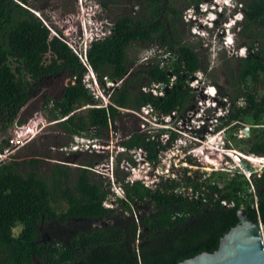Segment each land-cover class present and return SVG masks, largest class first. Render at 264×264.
Returning a JSON list of instances; mask_svg holds the SVG:
<instances>
[{
  "label": "trees",
  "instance_id": "obj_1",
  "mask_svg": "<svg viewBox=\"0 0 264 264\" xmlns=\"http://www.w3.org/2000/svg\"><path fill=\"white\" fill-rule=\"evenodd\" d=\"M207 1L189 0L187 6L198 7ZM242 4L245 19L239 35L245 38L248 54L238 57V68L229 72L234 93L223 92L229 112L220 118L219 129L240 131L249 125L251 135L238 139L239 147L258 160L264 158V96L253 86L261 84L264 77V0H242ZM142 5L145 17L123 15L115 19L111 34L87 51L88 63L99 79L125 81L111 97L113 104L99 107L83 85L89 67L70 45L53 35L27 7L0 0V154L11 146L2 132L25 121L26 116L20 120V112L46 84L43 81L48 72L63 71L74 81L60 100L53 98L52 109L54 116L65 118L63 127L73 136L87 135L93 129L100 139L122 116V109L137 111L150 105L157 113L170 115L187 108L195 96L187 81L206 70V65L197 49L183 42V9L170 0H142ZM159 26H164L167 43L182 62L174 61L172 67L164 68L152 65L145 71L148 85L162 91L163 96L142 91L141 76H125L126 68L111 59L126 34ZM47 52L51 53L50 69L43 60ZM86 103L95 106L76 112ZM165 131L151 135L133 131L122 145L126 151L141 149L147 161L155 164L159 151L170 145L161 141ZM192 159L187 158V162L191 164ZM41 161L33 157L0 163V264H181L202 252H215L221 238L238 224L242 208L264 223V173L251 174L252 180L239 171L226 177L214 176L221 171L208 176L196 172L199 175L194 178L183 168V179L163 177L153 189L117 173L124 196L105 207L111 191L105 181L95 180L88 168H80L74 180L69 165L40 167ZM23 164L30 166L27 173L22 171ZM181 187L190 194L178 193ZM73 220L84 224L68 239L53 234L48 238L41 231L52 221L70 226ZM17 224H22V229L14 235Z\"/></svg>",
  "mask_w": 264,
  "mask_h": 264
},
{
  "label": "rangeland",
  "instance_id": "obj_2",
  "mask_svg": "<svg viewBox=\"0 0 264 264\" xmlns=\"http://www.w3.org/2000/svg\"><path fill=\"white\" fill-rule=\"evenodd\" d=\"M12 1L24 6L22 0ZM170 1L183 9V20L181 21L180 29L184 44L194 46L197 49V53L202 57L203 63L206 65V70H201L187 81L190 87H192L195 96L190 100L187 108L173 120L174 123L172 126L174 127L175 122L179 125L180 118H182L181 115L184 117L188 116L185 119V121L187 120L185 125L182 126V131H190L188 127L192 123L191 119L196 117L197 112L199 115H211L213 112L219 111V109L223 108V92L228 91L232 94L234 93L229 86V72H231L232 68H238L237 58L247 56L248 51L244 53L241 50L245 48L243 44L245 38L239 34L237 35L233 31L228 33L223 28L225 22L231 20V17L236 14L235 11L233 12L230 9L226 14L225 10L220 19L217 20L215 28H212L208 24L201 25V20H205L204 22H209V24H211V21L208 19L207 14L202 15L201 19H199L200 16L197 14V7L187 6L189 0ZM235 1H241L239 3L240 8L242 0ZM104 3H107L108 6H104ZM25 6L40 18L51 30L53 35H58L64 39L75 54L80 56L79 58L82 62L86 60L85 56H87L83 52V49L86 48L88 51L93 45V39L90 36L94 38V35L102 37L108 34L109 30L112 31L115 25V19L123 15H132L136 19L146 16L142 0H89L86 2L82 0H28ZM98 12H102L100 16L97 15ZM94 14L96 18H93ZM204 26L208 27L209 31H206ZM164 31V26H159L147 32L128 33L117 44L111 54V59L115 64H120L126 68L127 72L125 76L131 77L136 74H138L137 78L141 76V81L145 85L142 88L144 92L145 89L147 92H158L155 86L148 85V78L145 76V71L150 64H160L161 62H165L166 64L167 62L166 65L172 67L175 61L176 54L167 43L168 40L164 36L166 35ZM233 37L234 44L230 45V47L226 46V42L228 44L232 43ZM50 55L51 53L47 52L43 58L48 69L52 66ZM228 60L231 61L230 65ZM49 73L46 74V78L43 81V84H46L41 87L38 93L33 95L30 102L20 112V120L26 116L25 121L21 124L17 123L15 127L2 132V138L10 140L11 146L8 151H5L4 155L6 156L3 157L1 156L3 154H0V163L11 160H17L19 162L37 157L42 160L40 167L42 165L44 167L47 165L51 167L58 163L69 165V168L73 171L72 176L74 180L79 174L80 168H88L92 177L95 180L105 181L106 188L111 191V199L104 203L105 207L112 206L116 197L124 196V190L116 180L117 173L120 176L127 175V180L134 173L144 176L147 171L149 172L148 175L166 174L165 177H168L167 169H169V175L171 177H174V175L184 177L183 168L189 171L188 176H194V178H197L199 174H202V176L203 174L206 176L213 174L216 169H219L221 174H214L215 177H226L227 174L232 175V173L239 171L252 180L251 174L257 173L258 176H261L264 173V158H256L258 160L252 159L249 155L242 152L239 147L242 145L238 139L241 137L248 138L251 135L249 125L244 126L240 131H233L231 129L226 131L227 139L230 141L233 150H231L233 157L229 161L224 160L226 157L223 156L221 157L222 160L220 159L221 161L216 160V157L221 155L215 154L211 145L210 147L213 151H208V148H210L209 143L194 142L192 147L189 146L192 150L194 149L193 154L203 151L201 148L204 147L205 150L203 153L210 152L209 160H211L212 164L214 163L216 168H212L211 165L202 161V157L200 156L198 158L193 156V154L191 156L189 147L186 150L180 149L182 143L185 144L190 141V139H186L182 135L178 139L181 138L183 142L174 144L173 147L165 151H159V161L155 165L148 166L145 163V159L143 160L144 155L142 153H133L132 151H125L123 149L122 142L128 140L133 131H140L143 128V120L141 117L131 114L128 109H122V116L118 118L117 122H113L110 129L105 130L103 135L100 136L99 144L105 146L100 152L96 151V148H92L91 151L75 152L73 149L74 145L76 146L77 138L63 127L62 121L65 118L62 116H54L53 113H55V110L52 111L55 104L53 98L60 100L65 88L69 86V75L63 71L53 75ZM171 77L176 79L172 74ZM103 78L105 79V77ZM196 80H199V82ZM261 80V84H256L253 87L258 88L260 96H264V77ZM124 82V78H122L115 86H110L108 81L104 84L103 80L99 79L98 74L94 70H88L83 77L84 87L92 95L94 104L99 107H103L105 104H113L111 97L115 93V90L120 88ZM73 83L74 81L71 82V84ZM210 87L216 88L217 98L220 100V103L216 101V109L206 110L202 105L204 103L213 105L212 102L214 101L212 99L209 100L205 95L207 90L212 92V88L210 89ZM44 94H46L45 97ZM94 104L86 103L84 107L76 110V112H84ZM31 105L36 106V108L31 110ZM146 119L149 122L156 121L150 115H147ZM154 126L150 124V127ZM179 128L181 127L179 126ZM88 132L94 134L96 131L89 129ZM142 133L149 134L148 132ZM189 134L193 136L196 133L192 132ZM205 134L208 136V133ZM195 137H201L200 139L203 141L205 139V135L204 137L203 135H195ZM164 140L166 141V139ZM218 140L215 137L211 143H217L218 145ZM182 152L186 153L187 157L193 158L191 164L178 162L176 156ZM129 158H132L135 164L132 165ZM227 165L228 168L226 169L225 166ZM29 169L30 166L26 164L22 165V171L24 173H27ZM196 172H199V174ZM131 179L133 180V177ZM135 179L137 178L135 177ZM143 182L147 183L144 186H151V189L155 188L150 178L143 180ZM143 182L141 183L143 184ZM182 188L178 189L179 192L182 190L183 192L181 193L185 195L190 194L186 189ZM250 189L254 191L253 187ZM83 224L80 220H73L70 226H59L52 221V223L41 227V231L48 238L53 234L56 237L68 239ZM21 229L22 224H17L14 229V235H18Z\"/></svg>",
  "mask_w": 264,
  "mask_h": 264
},
{
  "label": "clouds",
  "instance_id": "obj_3",
  "mask_svg": "<svg viewBox=\"0 0 264 264\" xmlns=\"http://www.w3.org/2000/svg\"><path fill=\"white\" fill-rule=\"evenodd\" d=\"M83 1L86 2V1H89V0H83ZM240 2L241 1L237 2L235 0H209L207 2L201 3V5L199 6L200 8L197 7V14L200 16L199 19H201V16L202 15L207 14L208 19L210 18L209 20L211 21V24H209V22L206 23V22H204L205 20H201L200 21L201 25L203 26V25L208 24V25L212 26V28L213 27L215 28L217 20L220 19V17L223 15V13L225 12V10H226V14H227L228 10L231 9V10H233V12L235 11L236 14L231 17V20L225 22V26H223V28H224L225 31H228V33H230V32L233 31L234 33H237V35H238L239 32L242 29V23L244 22V19H245L244 12L242 11V8H243V4L242 3H241V7L239 8V3ZM101 13L102 12H98L97 15L100 16ZM93 18H96L95 14L93 15ZM197 18H198V16H197ZM43 21L45 22V20H43ZM204 27H205L206 31L207 30L209 31L208 27H206V26H204ZM109 31H111V30H109ZM94 36H95L94 38H93V36H90L91 39H93L92 40V43L93 44L95 42L99 41V40H103L102 37H98L97 35H94ZM232 44H234V37L232 39V43L231 44H227V42H226V46L230 47V45H232ZM226 49H228V48L226 47ZM241 50H243L244 53H246V51H247L246 48H243ZM234 51H236V50H234ZM83 52L85 54H87V49L84 48L83 49ZM85 57H87V56H85ZM200 71H198V72H200ZM196 81L199 82V80H196ZM103 82H104V84L106 83V81H105L104 78H103ZM210 88L216 89L215 87H210ZM214 94H215L214 96L213 95L212 96L208 95L209 96V100L212 99L214 101L212 102L213 105L212 104L209 105V104L205 103V106L204 107L206 108V110L216 109V106H217L216 103L217 102L220 103V100L217 98V92H216V90H215V93ZM222 99H223L222 100V105H223V108L222 109H219V111H217V112H213L211 115H204L203 116L204 118H202V119L204 120V123H205L203 125V128L197 129V131H195L196 128H194V130H191V131H182L183 128H179V125L177 124V122H175V125L173 127L172 125H173L174 121L171 120V123H170V126L171 127L159 128L158 131H156V133H154V134H158V133L162 132L163 130H166L165 132H163V134L161 136V141H163L164 144H167V143L170 144L169 147H167V149H170L171 147H173L174 144H178V143L180 144L181 142H183V140L181 138L178 139L181 135L184 136V138H186V139H190L189 142H186L184 145H180V149H185V150L189 146L192 147V145H193L194 142H197V143L199 142V143H203V144L204 143H210L212 141V139H215V137H217L219 139L218 140L219 141L218 146L220 148H219V150L216 149V151H214V153L215 154L216 153L217 154H220L221 156L218 157L216 155L217 156L216 157V160H220L221 157L223 156V157H226V158H224V160L229 161L233 157L232 156V153H231V150H232L231 144H230V141L227 139L226 130L225 129H222V128L219 129V124H220L219 121H220V118H223V117H225L227 115V113L225 111L227 110L229 103H228V100L226 98H222ZM107 106H109V105H107ZM149 115L151 117H156L153 113L152 114H149ZM213 117H217L218 120H219L216 125H213L214 123H212V119H210V118H213ZM175 128H177V130H175ZM192 132H195L196 133L195 134L196 136H198L201 133H202L201 135H203V137L205 135L204 141L200 139L201 137H195V135L191 136L189 133H192ZM205 133H208V136ZM166 136H169V139L167 141L164 140V138ZM174 136H177V138H174ZM187 136H189V137H187ZM75 137L77 138V140H76V146H78L76 148V146L74 145V149L73 150H75V152L89 151L92 148L95 149L96 147H94V146L96 144H99V141H97L99 139L94 134H92L91 132L90 133L87 132V135H84V136L75 135ZM79 138H82V140H79ZM190 147H189V152H191L190 155L192 156V154L194 152V149L192 150V148H190ZM201 149H203V151L205 150L204 147H202ZM95 150L97 151V149H95ZM136 151H138V150H136ZM203 151L198 152L197 154H193V156H195L196 158H198L199 156L202 157V161H204L205 163L211 165L212 168H216V166L214 165V163L212 164L211 160H209V157H210L209 154H210V152L203 153ZM208 151H210V150L208 149ZM176 158H177V160H178L179 163H183L184 162V163L187 164L188 163L187 162V158H191V157H187L186 153L182 152V153H179L176 156ZM145 160H147L146 157H145ZM225 167L227 169L228 165L225 166ZM216 171H219V170L216 169ZM167 172H168L167 176L169 177L170 176L169 175V169H168ZM145 173H146L145 174L146 176L145 175L144 176H139V178L136 179L135 181H141V182H143V180H146L147 178H150V180L152 181L153 186H155V185H157L160 182L161 178H163V177L166 176V174L148 175V173H149L148 171L145 172ZM143 184L147 185L146 182H143ZM149 187L152 188L151 186H148V188Z\"/></svg>",
  "mask_w": 264,
  "mask_h": 264
},
{
  "label": "water",
  "instance_id": "obj_4",
  "mask_svg": "<svg viewBox=\"0 0 264 264\" xmlns=\"http://www.w3.org/2000/svg\"><path fill=\"white\" fill-rule=\"evenodd\" d=\"M238 215V224L221 238L215 252H202L181 264H264V223L243 208Z\"/></svg>",
  "mask_w": 264,
  "mask_h": 264
},
{
  "label": "built area",
  "instance_id": "obj_5",
  "mask_svg": "<svg viewBox=\"0 0 264 264\" xmlns=\"http://www.w3.org/2000/svg\"><path fill=\"white\" fill-rule=\"evenodd\" d=\"M24 7H26L25 6V4H24ZM111 34V31H109V33L108 34H106V35H104V36H102V38L104 39V38H106L107 36H109ZM55 35V34H54ZM227 44H228V42H227ZM80 57V56H79ZM86 58V57H85ZM149 59H152V58H149ZM175 62L176 63H179V64H181L182 62H181V60H180V58L178 57V56H176L175 58ZM84 64L87 66V67H89V70H93L92 69V67L89 65V63H88V59L86 58V60L84 61ZM166 64H167V62H166ZM165 64V62H161L160 64H150V66H152V65H156V66H158V67H160V68H164V67H167L168 65H166ZM183 67H184V65H182ZM170 67V66H169ZM175 79H173L172 78V80L171 81H174ZM105 81H108L109 82V85L110 86H115V84H117L118 83V81H111V80H109L107 77H105ZM162 88H164L163 86H162ZM211 89V88H210ZM145 92H147V90L145 89ZM208 92H211L210 90H207L206 92H205V95L208 97V99H209V96L207 95V93ZM156 96H163V92L162 91H160V92H155L154 93ZM211 95H215L214 93H212ZM202 106H205V103L202 105ZM103 107H107V105L105 104ZM132 114H134V115H136V116H138V117H141V119L143 120L142 121V126H143V128L141 129V132H148L149 134H154V133H156V131H158V129L159 128H163V127H171L170 126V123H171V120H174V119H176L177 117V115L178 114H181V112H179V111H174V112H172L170 115H163V114H159V113H157L155 110H154V108L152 107V106H150V105H145V106H142L139 110H137V111H135V110H129ZM226 113H228L229 111L228 110H226L225 111ZM224 112V113H225ZM154 114L156 117H154V119L156 120V121H151V122H149L147 119H146V117H147V115H149V114ZM204 115H199L198 114V112H197V114H196V117L195 118H192L191 119V121H192V123H190V126L188 127V128H190L189 130L191 131V130H194V128H196V129H200V128H203V125L205 124L204 123V120L202 119V118H204L203 117ZM181 117L182 118H180V123H179V126L182 128V126L183 125H185V123H186V121H185V119H187L188 118V116H182L181 115ZM200 118V119H199ZM210 119H212V123H214L213 125H216L217 124V122L219 121L218 120V118L217 117H213V118H210ZM150 124L151 125H155L154 127H150ZM187 124H188V122H187ZM175 130H177V128H175ZM94 131H96V130H94ZM164 139H166V141L169 139V136H166ZM79 140H82V138H79ZM97 141H99V143H100V139L99 140H97ZM78 146H76V148H77ZM94 147H96V149H97V151L98 152H100L101 150H102V148L103 147H105V146H103L102 144H97V145H95ZM75 148V149H76ZM124 149V148H123ZM125 150V149H124ZM6 151H8V150H6ZM89 151H91V150H89ZM126 151V150H125ZM130 151H132L133 153L135 152V153H137V152H139V153H142L144 156H143V159H145V157H146V154H145V152H143L141 149H139L138 151H136V150H130ZM1 156H6V155H1ZM145 163L149 166V165H155L154 163H150L149 161H147V160H145ZM228 168V167H227ZM133 170H135L136 171V169H134L133 168ZM219 170V169H218ZM166 171H168V169L166 170ZM139 176L140 175H137V174H135L134 173V175L133 176H131V177H133V180L131 179V177H129V180L131 181V182H133V181H135L136 179H135V177L138 179L139 178ZM248 177V176H247ZM249 178V177H248ZM181 192H183L182 190L179 192V190H178V193H181ZM108 202V201H107ZM107 207H110V206H107Z\"/></svg>",
  "mask_w": 264,
  "mask_h": 264
},
{
  "label": "bare ground",
  "instance_id": "obj_6",
  "mask_svg": "<svg viewBox=\"0 0 264 264\" xmlns=\"http://www.w3.org/2000/svg\"><path fill=\"white\" fill-rule=\"evenodd\" d=\"M82 1H83V0H82ZM209 19H210V18H209ZM206 23H207V22H206ZM212 93H215V89H213V88H212V92H208L207 95L212 96V95H211ZM101 96H102V95H101ZM187 137H189V136H187ZM182 145H184V144L182 143ZM210 145H211V147L214 149V151H216V149L219 150V148H220V147L217 145V143L215 144V143H211V142H210V143H209V147H210ZM211 147L208 148V149H209L210 151H213V150L211 149ZM123 152H124V151H123Z\"/></svg>",
  "mask_w": 264,
  "mask_h": 264
},
{
  "label": "flooded vegetation",
  "instance_id": "obj_7",
  "mask_svg": "<svg viewBox=\"0 0 264 264\" xmlns=\"http://www.w3.org/2000/svg\"><path fill=\"white\" fill-rule=\"evenodd\" d=\"M69 79H71L70 77H69ZM71 81H73L72 79H71ZM70 85V84H69ZM66 89V88H65Z\"/></svg>",
  "mask_w": 264,
  "mask_h": 264
}]
</instances>
